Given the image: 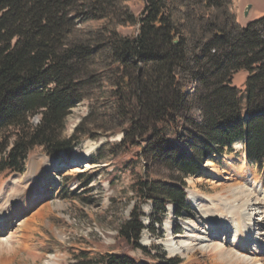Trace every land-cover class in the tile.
I'll list each match as a JSON object with an SVG mask.
<instances>
[{
  "label": "trees",
  "instance_id": "16d2710c",
  "mask_svg": "<svg viewBox=\"0 0 264 264\" xmlns=\"http://www.w3.org/2000/svg\"><path fill=\"white\" fill-rule=\"evenodd\" d=\"M142 2L139 13L132 10ZM238 0H0V173L21 174L40 147L67 156L81 136L113 137L110 157L134 156L178 172L135 185L157 214L187 208L184 178L240 142L264 163V16L242 27ZM132 30L130 34L124 33ZM247 73L245 94L232 84ZM89 107L76 134L65 119ZM36 122H33L34 118ZM86 124V126H85ZM88 126V127H87ZM77 134H79L77 136ZM134 149V150H133ZM138 207L118 225L124 249L139 248ZM73 264H158L123 250ZM172 262L171 260H169Z\"/></svg>",
  "mask_w": 264,
  "mask_h": 264
},
{
  "label": "rangeland",
  "instance_id": "374dc122",
  "mask_svg": "<svg viewBox=\"0 0 264 264\" xmlns=\"http://www.w3.org/2000/svg\"><path fill=\"white\" fill-rule=\"evenodd\" d=\"M237 7V21L242 27L264 16V0H238ZM141 8V1L132 4L135 13ZM131 32L130 29L124 31ZM246 79L247 73L243 70L232 79V84L244 94ZM88 110L85 101L70 110L63 136L76 134ZM36 121L35 117L33 122ZM121 138V134L111 138L81 136L70 154L59 157H48L36 147L26 161L24 173H0V206L3 208L9 199L12 200L11 221L0 233V264H73L80 253L87 252L92 256L121 250L147 263L211 264L216 252L210 248L202 254L203 245L213 240L231 247L233 219L229 205L232 200L227 192L215 186L224 183L223 177L234 175L230 169L233 163L237 165L236 172L237 167L245 165L240 169V176L247 185L249 182L255 185L251 190L257 198V207L263 212V220L257 223L251 240L260 241L258 254L264 255V163L258 166L248 162L242 154L240 142L232 145V152L225 150L223 154L207 158L198 173L183 179L187 208L177 217L170 203L165 204V213L157 214L160 207L155 210L149 200L140 202L135 185L146 176L169 182V177L177 179L179 173L171 172L163 164L137 159L134 156L136 149L113 158L102 150L104 144L106 149ZM34 166L36 172L30 175L32 188L28 190L25 185L28 182L24 184L21 179ZM246 171L251 172L253 179L246 178ZM218 192L222 197L216 202L219 206L216 210L206 201L209 198L213 201ZM191 194H198L203 200L192 203ZM137 207L144 227L152 228L143 230L138 241L145 250L124 249L117 237V227L130 219L131 210ZM216 215L227 219L224 229H213L208 222V216ZM168 226L173 232H168ZM204 238L207 242L203 241ZM170 239L174 243L169 242ZM255 246L256 243H252L250 250L254 251ZM183 249L187 254L181 252Z\"/></svg>",
  "mask_w": 264,
  "mask_h": 264
},
{
  "label": "bare ground",
  "instance_id": "6f19581e",
  "mask_svg": "<svg viewBox=\"0 0 264 264\" xmlns=\"http://www.w3.org/2000/svg\"><path fill=\"white\" fill-rule=\"evenodd\" d=\"M244 152H242L243 154ZM86 155V154H84ZM245 155V154H244ZM230 161V159L228 158ZM233 162L229 163V165H232ZM230 166L231 171H234V175L223 177L225 179L224 183L217 184L215 186L219 187L221 190L227 192L229 194V197L231 198V203L229 205L230 209V216L232 220L233 225V234H232V242L231 247H224L221 243L217 241H211L209 243H206L201 248L202 254H205L207 251L213 249L216 252L215 258L212 260L211 264H264V255H259L258 252L261 251V244L259 240H251V236L255 233V230L257 228V223L263 220L262 211L257 207L258 201L257 198L252 193L251 189L255 188V185H249L243 181L241 178V171L240 169H244V166L237 167V172L235 171L236 164ZM32 168V166H31ZM41 170V169H40ZM247 170V169H246ZM36 172V167L32 170H30L23 179V183L25 185H28V190L32 188L30 175L34 174ZM40 172V171H39ZM246 178L253 179L251 172L246 171ZM36 175V174H35ZM228 180V181H227ZM252 181V180H251ZM23 184V185H24ZM194 184V183H193ZM192 184V186H193ZM245 184V185H244ZM217 188V189H219ZM26 191V190H25ZM196 191V190H195ZM224 194V193H223ZM215 196V195H214ZM220 197H222V194L220 192L216 193V196L213 201H211V198H209L206 202L208 204L212 205V207L216 210H219V206L216 202L219 201ZM190 201L192 203H199L203 200V198L200 197L198 194H191L189 196ZM7 206L1 207L0 209V233L3 231V226L11 221L10 216V209L12 202L11 199ZM220 215H216L215 217L208 216V222L210 223L211 227L213 229H216L217 227L220 229H224L226 224L228 223L227 219H225L223 216L218 217ZM169 227V226H168ZM170 228V227H169ZM170 230V229H169ZM171 243H174L172 239L168 240ZM203 241H206L205 238ZM207 242V241H206ZM252 243H256V246L254 248V251L250 250V245ZM176 244V243H175ZM174 250V249H173ZM180 249L178 250V252ZM203 251L205 253H203ZM182 253L187 254V252H184V249L181 250ZM190 260H193V256H188ZM50 264H55L50 263Z\"/></svg>",
  "mask_w": 264,
  "mask_h": 264
},
{
  "label": "water",
  "instance_id": "95a60500",
  "mask_svg": "<svg viewBox=\"0 0 264 264\" xmlns=\"http://www.w3.org/2000/svg\"><path fill=\"white\" fill-rule=\"evenodd\" d=\"M250 7V6H249ZM249 7L247 8V10L249 9Z\"/></svg>",
  "mask_w": 264,
  "mask_h": 264
}]
</instances>
